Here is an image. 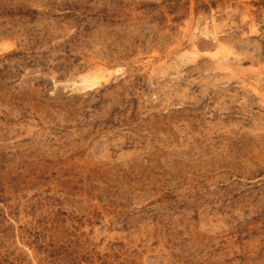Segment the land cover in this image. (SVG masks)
<instances>
[{
	"label": "rangeland",
	"instance_id": "obj_1",
	"mask_svg": "<svg viewBox=\"0 0 264 264\" xmlns=\"http://www.w3.org/2000/svg\"><path fill=\"white\" fill-rule=\"evenodd\" d=\"M0 264H264V0H0Z\"/></svg>",
	"mask_w": 264,
	"mask_h": 264
},
{
	"label": "bare ground",
	"instance_id": "obj_2",
	"mask_svg": "<svg viewBox=\"0 0 264 264\" xmlns=\"http://www.w3.org/2000/svg\"><path fill=\"white\" fill-rule=\"evenodd\" d=\"M96 75V74H95ZM94 77V76H93ZM86 78V77H85ZM96 79V78H95ZM89 80H91V79H89ZM89 80H87V81H89ZM86 81V80H85ZM95 84V81H93V82H91V84L89 85V86H93ZM89 86H87V87H89Z\"/></svg>",
	"mask_w": 264,
	"mask_h": 264
}]
</instances>
